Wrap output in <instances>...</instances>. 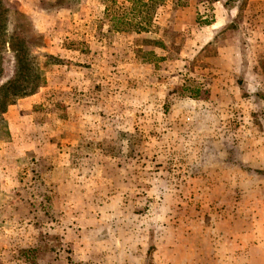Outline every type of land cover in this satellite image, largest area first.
<instances>
[{
    "label": "rangeland",
    "instance_id": "1",
    "mask_svg": "<svg viewBox=\"0 0 264 264\" xmlns=\"http://www.w3.org/2000/svg\"><path fill=\"white\" fill-rule=\"evenodd\" d=\"M4 2L0 264H264V0Z\"/></svg>",
    "mask_w": 264,
    "mask_h": 264
},
{
    "label": "trees",
    "instance_id": "2",
    "mask_svg": "<svg viewBox=\"0 0 264 264\" xmlns=\"http://www.w3.org/2000/svg\"><path fill=\"white\" fill-rule=\"evenodd\" d=\"M113 4L118 0H111ZM128 3V11L120 8H110L112 25L117 30H123L127 25L135 31H146L149 25L147 20L139 18V14L149 9L152 0H123ZM186 5V4H183ZM9 8L4 0H0V75L3 72V52L8 45L15 56V76L0 84V114L7 111L8 107L15 104L20 98L31 95L45 83V78L36 63L35 57L30 52V47L24 37L9 35ZM48 59L57 63L62 61L54 55H48ZM8 132L0 125V139H5Z\"/></svg>",
    "mask_w": 264,
    "mask_h": 264
},
{
    "label": "crops",
    "instance_id": "3",
    "mask_svg": "<svg viewBox=\"0 0 264 264\" xmlns=\"http://www.w3.org/2000/svg\"><path fill=\"white\" fill-rule=\"evenodd\" d=\"M182 9H184L185 10V12H190L191 10H190V7H182ZM191 21V20H190ZM185 22H186V20H185ZM183 25H185V24H183ZM210 25H211V27H217L216 25H218V24H215L214 23V21L213 22H211L210 23ZM27 99V102H33V96L30 98V97H28V98H26ZM26 101V100H25ZM27 102H25V103H27Z\"/></svg>",
    "mask_w": 264,
    "mask_h": 264
}]
</instances>
